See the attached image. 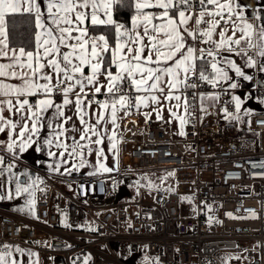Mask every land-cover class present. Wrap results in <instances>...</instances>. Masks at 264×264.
Returning <instances> with one entry per match:
<instances>
[{
    "label": "built area",
    "instance_id": "obj_1",
    "mask_svg": "<svg viewBox=\"0 0 264 264\" xmlns=\"http://www.w3.org/2000/svg\"><path fill=\"white\" fill-rule=\"evenodd\" d=\"M196 8L195 2L188 6ZM222 55L215 50L216 60ZM241 71L251 85L232 74L214 86L200 79L197 68L195 76L189 69L187 84L196 87L181 83L189 99L181 136L163 118L139 122L132 99L117 139L118 172L69 180L36 169L42 187L32 216L0 208V252L28 245L42 256L57 249L68 262L81 254L84 264H123L116 254L121 243L128 252L142 250L165 264H264V106L247 111L238 131L221 115L232 112V83L252 99L264 98V68L245 63ZM123 90L131 92L130 81ZM210 96L214 102H204ZM157 169L166 170L159 185H136L134 196L130 187L119 188L120 174ZM125 193L131 197L122 198Z\"/></svg>",
    "mask_w": 264,
    "mask_h": 264
},
{
    "label": "snow or ice",
    "instance_id": "obj_2",
    "mask_svg": "<svg viewBox=\"0 0 264 264\" xmlns=\"http://www.w3.org/2000/svg\"><path fill=\"white\" fill-rule=\"evenodd\" d=\"M216 2L217 0H207L208 4ZM45 3L47 17L41 10V3L38 0H0V57H8L9 51L12 52L10 58L12 62L7 65L0 64V77L11 76L22 81L19 85L0 81V97H3L0 99V123L12 129L16 128L17 123H22L20 137H24L27 133V140L21 141L19 145L21 152L31 142L32 134H38V125L42 120H47V126L53 129L57 140L63 136L68 131L64 127V123L72 119V117L66 116V109L73 105L80 123L83 125L81 140L89 139L88 133L98 135L97 125L105 120L103 111L96 113L95 123H90L85 119V116L88 115L85 108H90L94 102L99 105L100 109H110L113 127H117V111L133 106L130 93H124L123 90L125 81H130L137 93H144L135 97L134 106L137 108L141 105L147 106L149 103L159 105L160 98L154 93H163L162 85L165 83L168 85L169 92L164 99L168 100L180 101L181 97L173 96L172 90L181 83L196 87L195 84H187L190 79L189 69L192 70L193 76L196 74L195 60L197 57L194 55V49L186 45L184 35V33H188L195 37V32H189L187 27H184L183 31L181 30V26L187 25L193 17L187 15L185 11H179V21H177L173 15H170V12L177 8L176 0H155V3L152 0H130L127 6L135 9V14L131 17V29H126L124 25L114 20V11L125 6L126 0H45ZM179 3L187 7L189 0H179ZM200 3L203 5L204 0H200ZM217 6L221 9L228 7L229 13H232L230 3ZM151 8H159L163 11L157 16L148 11ZM209 15H213V13H209ZM215 15H221V13H215ZM203 16L204 12H201L200 16L196 18V24L199 25L203 21ZM17 17H27L34 24L36 31L33 50H26L24 47H20L18 50L9 48L10 23L14 26ZM48 19H50V23H46ZM89 20L93 27L103 25L115 29L117 37L115 47L110 46L108 38L103 34L89 36V28L86 24V21ZM156 20L163 22L156 24L154 23ZM218 23L219 21L210 22L209 29L200 34L210 40L212 30ZM141 24L143 25V34L136 31ZM251 27L250 24L246 25V29H251ZM246 29H241L243 35L240 39L233 40V37H228V40L239 45L241 40L247 37L249 47H255L251 42V34ZM150 30L164 38L157 39L156 36L150 35ZM261 33V38H264V28L261 29ZM223 36L224 33L221 32L222 39L217 47L224 45ZM145 37L149 42L148 45L143 44ZM62 46L69 50L62 51ZM145 51L148 52L147 56H144ZM203 51L201 50V59ZM108 53L111 56L110 60L106 56ZM153 54H155V60H153ZM207 55L214 56V53L208 51ZM259 55L264 57V50H261ZM169 61L172 62L171 65H168ZM162 63L167 66H149ZM253 63L254 61L249 58V64ZM229 64L237 76H242L246 80L251 79L241 71L236 63L229 61ZM113 67L115 72L112 71ZM211 67L217 78L229 79L228 73L217 67L216 63H213ZM16 68L20 69L19 73L15 70ZM46 69H51V72ZM86 69L90 70L88 74H85ZM181 73H183V80H181ZM101 77L107 81L106 92L112 97L110 103L107 100L93 101L89 99L90 95L95 96L104 92L105 85L101 83ZM200 79L206 80L214 86L217 83L216 78H209L203 72H200ZM230 86L236 88L237 84L232 83ZM56 92L63 96V101L60 104L55 103L52 99ZM40 94L43 98L38 99L35 105L25 98ZM12 97L16 98L15 103H13ZM233 99L236 100V108L239 110L240 99L238 97H233ZM5 107L14 114L24 113L21 121L14 122L5 119L3 116ZM49 109H55L51 119L45 116ZM186 110L187 101L185 100ZM169 111L172 109L169 108ZM125 114L128 113L125 112ZM173 114L175 115V113ZM148 115L150 114L145 113L146 118ZM157 118H161L159 111ZM60 120H63L64 123H59ZM180 121L182 126L186 123L183 117L180 118ZM54 122H56L55 128H53ZM3 131H5V127L0 126V132ZM180 134H184L183 130ZM44 142L52 144L50 139ZM99 142V140L96 141V143ZM36 143L39 144V141ZM15 144L16 140L13 139L8 144V148L12 149ZM57 147L67 150L68 145L57 143ZM76 147L84 146L76 142L69 155L77 154ZM37 150L41 149L38 147ZM49 154L51 155V153ZM104 170L110 171L107 168ZM21 191L27 192L28 188L21 189L18 185L16 194L19 195ZM29 203L33 204L34 201H29ZM8 247L5 245V248ZM16 250L23 251L19 248ZM10 256V251L0 252V264H9L8 257ZM10 264H17V261L12 259Z\"/></svg>",
    "mask_w": 264,
    "mask_h": 264
},
{
    "label": "crops",
    "instance_id": "obj_3",
    "mask_svg": "<svg viewBox=\"0 0 264 264\" xmlns=\"http://www.w3.org/2000/svg\"><path fill=\"white\" fill-rule=\"evenodd\" d=\"M38 2L41 3V10L44 12L45 17H47L45 0H38ZM152 2L155 3V0H152ZM229 3L232 7V13H229L228 7H224L221 9L217 6L218 4L227 5ZM179 11H185L187 15L193 17L188 21L187 25L181 26V30L183 31V28L187 27L189 32H195V37L188 35V33H184L185 43L187 46L194 49V55L197 57V59L195 60L196 65L198 60H207L206 70L207 67H209V70L211 71H205L203 72L204 74L208 75L211 78L217 79L216 74L211 67L213 63H216L217 67L226 71L228 73V76L236 74L235 71L231 69L229 61L236 63V65L242 70V68L245 66V63L249 64V58L254 61V63L250 65L255 66L256 68H258V70L264 68V57H261L259 55V52L261 50H264V38H261V29L264 28V0H217V2L214 4H208L207 0H204V6L201 8L198 7L194 11H189L187 8ZM149 12H153L157 16H159L162 11ZM178 12L176 13V15H173L177 21H179ZM201 12H204L203 21L198 25L196 24V18L200 16ZM227 12L228 14H230V16L225 26ZM209 13H213V15H209ZM215 13H221V15H215ZM222 15L225 16V27L221 28L218 24H216V27L212 30L210 40L200 34L201 32L209 29L210 22L215 23L216 21H219ZM233 17H235V20H232ZM246 21H252V23H250V25H252L251 29H246V25H249ZM162 22L163 21L161 20L154 21V23L156 24H160ZM204 22L207 23L206 26L203 25ZM46 23H50V19L46 20ZM86 24L88 27L91 26L90 20L86 21ZM131 28L132 22L130 27L126 29ZM220 28H226L223 32V39L225 43L222 47H217L220 40L222 39L221 32H219ZM241 29H246L251 34V42L253 45H255V47H249L247 37L241 40V43L239 45L228 40V37H233V40L240 39L243 35ZM136 31L143 34V25L141 24L140 27L136 29ZM94 35L100 34L89 33V36ZM150 35L156 36L157 39L164 38L162 35L151 32V30ZM197 35H201L202 38H198ZM115 43L116 40L111 47H115ZM143 44L146 45L144 42ZM230 44H232L234 47L231 48ZM209 46H212L213 50L209 48ZM9 48L18 50L20 47L9 46ZM250 49H254V56L247 55V52ZM68 50L69 49L62 46V51ZM201 50H204L203 54L206 53L204 59L200 58ZM215 50H219L222 52L223 55L220 60H216L214 56L207 55L208 51H211L215 54ZM144 54V56H147L148 52L145 51ZM185 54L187 55L186 51ZM11 56L12 52L9 51L8 57H0V64H10L12 62L10 59ZM153 60H155V54H153ZM171 63L172 62L169 61L168 65H171ZM149 66L164 67L167 65L162 63L159 65L152 64ZM15 70L18 73L20 72L19 68H16ZM46 71L51 72V69H46ZM89 71L90 70L86 69L85 74H88ZM112 71L115 72L114 67L112 68ZM182 77L183 73H181V80ZM261 79L262 78H260V80ZM100 80L101 83L105 85L104 92L102 94H96L95 96L90 95L89 99H92L93 101L107 100L110 103L112 97L107 95L106 92L107 81L103 77H101ZM250 80H252V78L249 79V81ZM0 81H3L6 84L16 85L22 83L19 78H14L11 76L0 77ZM40 82L42 83L43 81ZM162 87L164 88L163 93H154L160 98L159 105L149 103L147 106L141 105L139 108L134 106L133 112L139 119V122H145L151 118H157V112L159 111L160 117L165 119L168 127L171 128L174 134L176 136H181L180 133L181 130H183L185 123L182 126L180 118L183 117L187 122L189 99L183 90L182 84H179L176 89L172 90L173 96L181 97L180 101H177L175 99H164V97L168 95L169 88L166 83L163 84ZM236 91L239 90L234 88L233 90H231V94L232 92ZM239 92L241 93V91ZM143 94L144 93H137L132 87L130 95L133 99L134 104L135 97L137 95ZM210 97L213 98V101L207 100L208 98L210 99ZM210 97L203 99L204 102L212 104L214 102V97ZM25 98L29 99L30 103L35 105L36 101L43 98V96L42 94H40L36 96H28ZM0 99H3V97H0ZM12 99L13 103H15L16 98L12 97ZM52 99L55 101V103L60 104L63 101V96L59 92H56L52 96ZM185 100L187 101L186 111ZM169 108H171L172 111H169ZM231 108L232 110L234 108L233 99ZM54 111L55 109H49L48 112L45 113V116L51 119ZM100 111L104 112L105 120L101 121L100 124L97 125L98 135L88 133V136L90 137L89 139H80L83 125H81L79 117L75 112V107L73 105L66 109V116L72 117L71 121L67 123H64L63 120L58 121L59 123H64V127L68 130L63 136L59 137V139L57 140L53 129L47 126V120H42L38 125V134H32V140L31 142H29L28 146L23 152L20 151L19 145L21 144L22 140H27V133L24 137H20V128L23 126L22 123H17L15 129H12L0 123V126L5 127V131L0 132V208L15 215L24 217L32 216L34 203L30 204L29 201H35L38 196V192L42 187L38 180V176L36 175V169L46 172H53L55 174L64 176L69 180L78 175L110 174L118 172L120 170L119 165L121 163V160L118 161L119 148L117 139L118 134L121 130V123L125 115L126 108L117 111V127H113L110 109H100L99 105L95 102L90 108H85V112L88 114L85 116V119L90 123H95L97 119L96 113ZM145 113H149L150 115H148L146 118ZM173 113H175V115ZM22 115H24V113L14 114L13 112H9L6 107L3 112V116L5 117V119L13 120L14 122L21 121ZM55 123L56 122L53 123V128H55ZM13 139L16 140V144L12 149H9L8 144L11 143ZM48 139L52 140L51 145L44 142ZM97 140H99L100 142L96 143ZM37 141H39V144L36 143ZM76 142H79L84 147H76L77 154L69 155V153L72 152L73 147H75ZM57 143L68 145L67 150H65V148L63 147H57ZM38 147L41 150H37ZM49 153H51V155ZM61 153H63V155H61ZM9 159L11 160V164L6 165V162ZM105 168L110 169V171H105ZM18 185L21 187V189L28 188V191H21L20 194L17 195L16 189ZM17 248L22 249L23 251H17ZM10 252L11 256L8 257L9 264L12 259H15L17 261V264H60V258L58 256L61 254L57 249L53 254H51L52 256L50 258L38 254L35 248L28 245L14 246L12 247Z\"/></svg>",
    "mask_w": 264,
    "mask_h": 264
},
{
    "label": "rangeland",
    "instance_id": "obj_4",
    "mask_svg": "<svg viewBox=\"0 0 264 264\" xmlns=\"http://www.w3.org/2000/svg\"><path fill=\"white\" fill-rule=\"evenodd\" d=\"M226 16L227 18L225 21V26H226V22L229 20L230 14H228L227 12ZM222 17L223 15L221 16L219 22L222 20ZM246 22L247 24L252 23V21H246ZM225 29L226 28H223V29L220 28L219 32H224ZM143 42L146 45L149 44L147 37L144 38ZM130 46H133V45H130ZM249 83L251 85L252 80H250ZM233 97H238L241 101L239 110H237L236 108V100H234ZM232 99H233V106H234L232 112L221 110V115H222V119L230 123V127L233 131H238L237 127H241L242 124H245L247 122V112L246 111H257L258 107L264 106V98L252 99L247 90H241V93L239 91L232 92ZM207 100L213 101V98L210 97V99L208 98ZM119 158H120V154L118 150V161L120 160ZM120 165L119 167L121 170L122 166ZM161 173H166V170L157 169V170H150V171L133 172L131 173V175L134 181L131 182V184H128V183L126 184L124 183V181H120V183L118 182L119 188L121 189V188L130 187V191L132 192V195L134 196L135 195L134 189L136 188V185H142L147 188L159 185L160 181H158V177L160 176ZM130 197L131 196L128 193H125L122 196V198L124 199L130 198ZM183 201H187V198H183ZM117 247L118 248L116 250V254L120 258L123 264H165V263H159L157 259L149 257L142 250L139 252H132V251L128 252L127 248L121 243H118ZM51 256L52 255L47 256V257L50 258ZM58 257L60 258V261H59L60 264H75L73 259H70L71 262L70 261L68 262L65 256L59 255Z\"/></svg>",
    "mask_w": 264,
    "mask_h": 264
},
{
    "label": "trees",
    "instance_id": "obj_5",
    "mask_svg": "<svg viewBox=\"0 0 264 264\" xmlns=\"http://www.w3.org/2000/svg\"><path fill=\"white\" fill-rule=\"evenodd\" d=\"M130 0H126V5L117 8L114 11V20L119 24L124 25L125 28H129L131 25V17L135 14V9L133 7L127 6V3ZM195 2L198 7H203L200 3V0H189V4ZM177 8L170 12V15H176L179 10L186 9L184 5L179 3V0H176ZM188 4V5H189ZM148 11H157L161 12L162 9L151 8ZM89 33L94 34H103L105 35L112 46L116 40L115 29L111 26H89ZM35 28L34 24L27 17H17L15 19V25L12 26L10 23L9 27V46L12 47H24L26 50H33L35 48V39H34ZM107 58L110 60V53L106 54ZM197 66L200 72H205L207 66V60H198ZM159 178V177H158ZM118 181H124V183L131 184L134 180L132 179L131 174H120ZM75 264H84L85 257L81 254H74L72 257Z\"/></svg>",
    "mask_w": 264,
    "mask_h": 264
},
{
    "label": "water",
    "instance_id": "obj_6",
    "mask_svg": "<svg viewBox=\"0 0 264 264\" xmlns=\"http://www.w3.org/2000/svg\"><path fill=\"white\" fill-rule=\"evenodd\" d=\"M109 201V199H107L106 200V202H108ZM53 245H60L61 244V242L60 241H53V243H52ZM175 264H177V263H175Z\"/></svg>",
    "mask_w": 264,
    "mask_h": 264
},
{
    "label": "bare ground",
    "instance_id": "obj_7",
    "mask_svg": "<svg viewBox=\"0 0 264 264\" xmlns=\"http://www.w3.org/2000/svg\"><path fill=\"white\" fill-rule=\"evenodd\" d=\"M70 262H71V260H70ZM73 262V261H72Z\"/></svg>",
    "mask_w": 264,
    "mask_h": 264
}]
</instances>
